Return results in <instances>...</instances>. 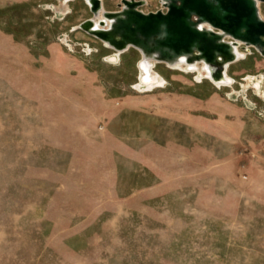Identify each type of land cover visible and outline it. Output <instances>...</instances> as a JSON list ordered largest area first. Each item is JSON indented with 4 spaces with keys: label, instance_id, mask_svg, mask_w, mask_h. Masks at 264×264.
Masks as SVG:
<instances>
[{
    "label": "rangeland",
    "instance_id": "1",
    "mask_svg": "<svg viewBox=\"0 0 264 264\" xmlns=\"http://www.w3.org/2000/svg\"><path fill=\"white\" fill-rule=\"evenodd\" d=\"M92 17L0 0V264H264V100L242 93L264 58L241 50L230 87L157 63L144 92Z\"/></svg>",
    "mask_w": 264,
    "mask_h": 264
},
{
    "label": "water",
    "instance_id": "2",
    "mask_svg": "<svg viewBox=\"0 0 264 264\" xmlns=\"http://www.w3.org/2000/svg\"><path fill=\"white\" fill-rule=\"evenodd\" d=\"M82 1L93 17L78 29L114 54L133 49L141 62L204 65L207 80L221 86L230 67L244 60L238 48L264 58V0H160L162 9L150 13L142 11L146 1L122 0L116 12L105 10L106 0Z\"/></svg>",
    "mask_w": 264,
    "mask_h": 264
},
{
    "label": "bare ground",
    "instance_id": "3",
    "mask_svg": "<svg viewBox=\"0 0 264 264\" xmlns=\"http://www.w3.org/2000/svg\"><path fill=\"white\" fill-rule=\"evenodd\" d=\"M63 14V13H62ZM98 26V21H97ZM238 56L241 59L246 58V54L242 52L239 48L237 50ZM120 55L114 54L111 57V60L114 62H119ZM140 82L139 86H137L138 89L142 91H152V89L160 88L164 84V79L155 71V67L157 65V62L152 60H142L140 62ZM172 69L177 70H185L186 72L195 73L197 75L198 80H204L210 77L209 71L206 69V66L202 65H187L185 63H179L176 64L173 67H170ZM235 81L227 75L225 82L223 85L225 86H231ZM218 86L222 87L221 84H217ZM250 88H253L257 95H259L264 100V75L260 77H248L246 79V84L243 85V91L242 93H245ZM240 93H234L232 95L233 97H236ZM248 103V102H247ZM250 108V107H249ZM253 108V107H252Z\"/></svg>",
    "mask_w": 264,
    "mask_h": 264
},
{
    "label": "built area",
    "instance_id": "4",
    "mask_svg": "<svg viewBox=\"0 0 264 264\" xmlns=\"http://www.w3.org/2000/svg\"><path fill=\"white\" fill-rule=\"evenodd\" d=\"M162 9V7L159 9V10H161ZM159 10H157V11H159ZM143 11V10H142ZM157 11H155V12H157ZM144 12V11H143ZM146 13V12H145Z\"/></svg>",
    "mask_w": 264,
    "mask_h": 264
}]
</instances>
